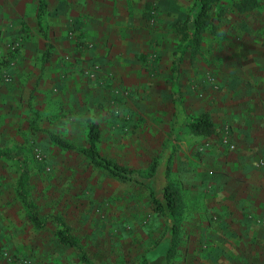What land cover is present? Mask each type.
<instances>
[{"label": "crops", "instance_id": "crops-1", "mask_svg": "<svg viewBox=\"0 0 264 264\" xmlns=\"http://www.w3.org/2000/svg\"><path fill=\"white\" fill-rule=\"evenodd\" d=\"M193 1L190 8V0H0V55L13 65L12 83L0 80V135L30 133L27 113L17 107L21 94L34 93L42 108L49 96L70 112L65 128L71 130L60 137L74 146L78 124L91 118L100 142L118 151L123 141L129 168L157 162L159 185L170 184L178 196L176 235L165 239L168 264L175 256L172 264H264V0H255L252 35L240 59L237 46L207 53L179 48L175 22L188 18ZM18 39L22 46L12 50ZM88 68L91 82L80 73ZM233 72L242 77L232 82ZM121 78L133 88L130 113L150 119L122 140L112 125L119 118L106 106V91L120 94ZM234 85L246 90L223 89ZM203 114L214 124L210 133L191 128ZM225 125L234 150L221 143ZM51 130L48 137L56 134ZM11 194L1 181L0 243L32 252V264H69L62 250L56 254L38 236L29 239L25 210L8 200ZM0 264L14 262L0 252Z\"/></svg>", "mask_w": 264, "mask_h": 264}, {"label": "rangeland", "instance_id": "rangeland-1", "mask_svg": "<svg viewBox=\"0 0 264 264\" xmlns=\"http://www.w3.org/2000/svg\"><path fill=\"white\" fill-rule=\"evenodd\" d=\"M237 1L216 0L213 4L212 25L203 34L204 40L200 45L202 53L204 50L205 53L211 52L215 47L220 48L222 45L237 46L240 59V53L245 51V46L252 35L250 19L254 18V13L253 9L246 12L237 10L235 6ZM190 2L191 8L194 1L190 0ZM151 14L154 15V12L152 11ZM181 17L176 22L185 20L180 19ZM16 41H19V45L15 50L22 46V41L19 39L12 41V44ZM193 51L195 49L192 44L184 50L190 53ZM209 56L206 55V58ZM68 60L65 57L64 61L69 63ZM10 61L7 55H0V80L6 83H12L10 69L13 65ZM80 73L83 79L90 81L89 76L85 78L84 71L81 70ZM232 77L234 82L235 77L241 78L242 74L233 72ZM202 83L208 84L205 81ZM132 89L121 78L120 94L114 90L106 91V96L110 97V102L106 103L108 111H112L111 113L119 118V121L116 120L112 125L120 130L121 140L129 133H134L136 127L150 124V119L140 115L134 117L133 113H130L129 110L134 111V104L127 101L133 95ZM223 89H231L238 93L240 91L242 94L246 87L234 85ZM34 97V93L24 97L21 94L17 105L20 110L23 109L27 113V121L31 126L30 133L13 134L12 132L11 135H0V153L3 154L0 158V182L2 181L6 189L12 192L8 200L13 203L20 202L27 214V208L16 193L17 180L22 175L25 181L24 189L34 212L40 219L46 221L44 227L37 228L24 214L27 219H24L23 229H27L29 239L38 236L39 239L50 243L49 246L56 254L62 250L69 264H85L80 259L78 249L58 242L55 234L56 218L69 227L71 234L77 238L95 264L139 263L144 250L153 247L156 241L167 233L169 227L167 212L156 211L153 208L147 187L117 178L103 168L93 165L88 157L79 151L64 148L50 140L46 134L47 129H52L51 131L59 136H65L64 132L71 130L66 129V124L69 122L66 117L70 112H63V103L58 104L49 96L42 108V104H39ZM25 98L27 101L24 100ZM118 100L121 101L118 103ZM93 122L91 118L80 121L75 129L76 146H87L86 131ZM45 123L55 125V130L52 126L42 128V124ZM101 128L104 130L106 127L103 125ZM100 141L99 139L98 148L102 155L123 165L133 163V160L123 152V141L118 151L106 141ZM6 155L16 158L18 163L10 160ZM150 164L147 167L138 166L140 173L147 176ZM21 218H23L22 214L19 219ZM30 246L31 244L28 245ZM0 247H4L14 256L34 260L32 252H27L23 248L18 249L16 244L12 248L0 243ZM29 249L33 251L32 247ZM178 259V256L169 258V264Z\"/></svg>", "mask_w": 264, "mask_h": 264}, {"label": "trees", "instance_id": "trees-1", "mask_svg": "<svg viewBox=\"0 0 264 264\" xmlns=\"http://www.w3.org/2000/svg\"><path fill=\"white\" fill-rule=\"evenodd\" d=\"M216 0H195L194 8L188 18L184 21L176 22L177 29L181 33V40L179 43V48L188 47L190 44L193 45L194 49H197L202 42L203 34L211 27L213 20L212 6ZM255 0H238L235 3L237 10L240 12H246L255 7ZM46 10V4L40 2L38 10V24L43 28L42 17ZM191 128L194 132L197 133H210L214 124L212 123L210 116L207 114L201 115L199 118L194 120L191 123ZM88 144L86 147H76L60 136L49 133L50 139L63 146L64 148L77 150L80 153L88 157L89 161L100 168L106 170L109 174L123 179L130 180L137 183H140L147 187L150 192V199L152 201L153 208L156 211H166L169 227L167 233L158 240L157 243L151 248L144 250L141 260L137 264H168V254L167 250H170V247H166L165 239H173L176 235V223L174 218V206L177 205V194L173 191L170 184H165L163 187L159 185L158 176H157V162H151L148 175L145 176L140 173L139 170L134 168L126 167L116 161L112 160L101 154L98 148L99 141V130L96 124L92 123L88 129ZM3 156L0 153V158ZM8 157V155H6ZM15 163H18V160L14 158ZM19 166V164H17ZM24 179L22 175L18 179V188L16 190L17 195L20 197L21 201L27 208V216L31 219L32 223L37 228H42L45 226V219H40L38 214L34 212L31 203L28 200L27 193L24 189ZM159 195V196H158ZM56 230L55 234L59 243L63 245L73 247L78 249L80 259L85 264H95L88 257L83 247L77 238L71 234L69 227L62 221H59L55 218ZM166 259V260H165Z\"/></svg>", "mask_w": 264, "mask_h": 264}, {"label": "built area", "instance_id": "built-area-1", "mask_svg": "<svg viewBox=\"0 0 264 264\" xmlns=\"http://www.w3.org/2000/svg\"><path fill=\"white\" fill-rule=\"evenodd\" d=\"M18 45H19V41L14 42L11 45L12 50H15ZM66 59H68V56H66ZM85 74L86 76H89V77L93 76V72L89 68L85 70ZM220 140H221V143L227 146L229 150L235 149L236 146L231 139V133L229 131V127L225 126L223 128L221 135H220ZM0 252L4 258H6L7 260H12L14 264H32V261L29 258L27 257L22 258V257L14 256L6 249H1Z\"/></svg>", "mask_w": 264, "mask_h": 264}]
</instances>
